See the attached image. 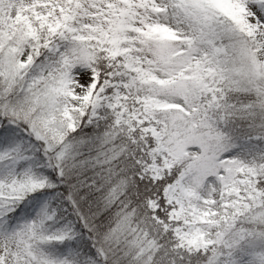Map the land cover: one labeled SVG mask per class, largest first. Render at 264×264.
Returning <instances> with one entry per match:
<instances>
[{
    "label": "snow or ice",
    "instance_id": "1",
    "mask_svg": "<svg viewBox=\"0 0 264 264\" xmlns=\"http://www.w3.org/2000/svg\"><path fill=\"white\" fill-rule=\"evenodd\" d=\"M0 264H264V0H0Z\"/></svg>",
    "mask_w": 264,
    "mask_h": 264
}]
</instances>
